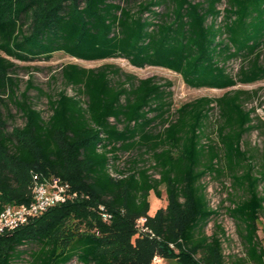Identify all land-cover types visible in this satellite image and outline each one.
I'll return each instance as SVG.
<instances>
[{"label":"trees","instance_id":"1","mask_svg":"<svg viewBox=\"0 0 264 264\" xmlns=\"http://www.w3.org/2000/svg\"><path fill=\"white\" fill-rule=\"evenodd\" d=\"M264 0H0V210L32 199L31 175L58 176L70 196L0 234V264H264V133L256 89L264 79ZM62 52L160 66L190 87L226 89L173 108L172 83L112 64L65 63V88L45 92L18 62ZM239 61L237 71L228 63ZM46 98L48 115L29 91ZM264 101H258L262 104ZM9 104L23 120L9 128ZM130 153L123 165L119 154ZM227 176L241 254L225 255L203 179ZM166 204L149 213V193ZM109 215L105 220L102 213ZM144 217L141 227L137 219ZM213 220L208 233L207 225ZM35 245L25 251L23 245ZM164 264V263H156Z\"/></svg>","mask_w":264,"mask_h":264},{"label":"rangeland","instance_id":"2","mask_svg":"<svg viewBox=\"0 0 264 264\" xmlns=\"http://www.w3.org/2000/svg\"><path fill=\"white\" fill-rule=\"evenodd\" d=\"M262 55L264 57V49L262 50ZM18 75L21 78L20 82V90L23 89L25 80L27 78H32L33 83L42 88L43 91L53 93L58 91L59 89L65 88V90L72 94L75 90L71 86L65 87L62 82V78L60 75V69L65 63H76L83 67H96L101 64H112L119 67L123 72L134 74L137 77H146L154 75L161 82L168 80L172 83L170 89L172 91V102L173 108L178 107L180 104L195 99L200 96H209V97H217L221 95L226 89L220 88H209V87H190L186 85L182 77L167 68L160 66H144V67H136L131 65L125 58H105L98 60H82L77 59L71 56H68L62 52L53 53L52 57L49 60H38L33 62H18ZM239 61L232 60L228 63V70L233 74L237 71ZM234 88H241L246 90H254L258 91L259 98L258 100H254L248 106H255L256 113L260 116V118L264 121V102L259 104L258 101H264V79L252 82L241 84L238 83L234 86ZM30 95L33 96V101L38 109L43 111V115H48V108L46 103V98L44 96H36L37 92L35 90L29 91ZM8 112L13 117L9 119L8 124L9 128L13 125H22L23 120L20 117L19 113H17L15 107L9 104ZM247 139L251 142L252 145H264V133L259 130H254L251 132ZM130 153L122 152L119 154V163L120 165L124 164V161L128 159ZM206 184L207 197L210 201L211 206L213 207H221L220 215L217 217V221L222 224L226 231L227 238L223 242V251L225 255H230L233 253L241 254L242 246L240 243V239L236 233V228L233 220L229 218L225 209L222 206L228 205V201L225 200L227 197V189L229 187L230 181L227 176L221 177L220 179L213 178L211 176H206L203 179ZM161 197H156L154 193L151 191L149 193V202H150V210L149 213H153L157 208L163 207L166 204L165 192L162 188ZM213 227V220L209 222L206 227L207 232L209 233ZM258 234L262 238L264 244V212L261 213L258 219ZM35 245L27 244L20 246V249L29 251L30 249H34ZM167 261H163L165 264ZM12 264H30L29 256L25 252L22 254L21 259L14 261ZM67 264H75V261L69 262Z\"/></svg>","mask_w":264,"mask_h":264},{"label":"built area","instance_id":"3","mask_svg":"<svg viewBox=\"0 0 264 264\" xmlns=\"http://www.w3.org/2000/svg\"><path fill=\"white\" fill-rule=\"evenodd\" d=\"M68 187V184L58 176L51 175L42 178L37 174H32L31 201L27 204L4 205L0 210V234L27 222L29 218L41 214L49 207L65 201L70 196ZM102 217L107 220L109 215L103 212ZM144 221V217L137 219V226L141 227ZM152 263H163V258L154 256Z\"/></svg>","mask_w":264,"mask_h":264},{"label":"crops","instance_id":"4","mask_svg":"<svg viewBox=\"0 0 264 264\" xmlns=\"http://www.w3.org/2000/svg\"><path fill=\"white\" fill-rule=\"evenodd\" d=\"M152 214V213H151ZM264 245V244H263Z\"/></svg>","mask_w":264,"mask_h":264}]
</instances>
